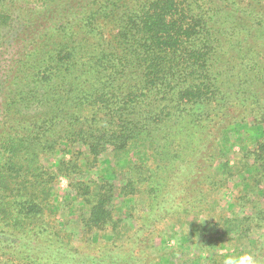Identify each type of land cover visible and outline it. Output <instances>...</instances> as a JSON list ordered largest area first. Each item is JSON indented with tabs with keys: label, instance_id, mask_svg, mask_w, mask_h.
<instances>
[{
	"label": "trees",
	"instance_id": "1",
	"mask_svg": "<svg viewBox=\"0 0 264 264\" xmlns=\"http://www.w3.org/2000/svg\"><path fill=\"white\" fill-rule=\"evenodd\" d=\"M246 6L245 0H0V264H80L58 241L26 242L50 236L39 215L53 172L41 159L76 143L94 160L108 147L125 158V204L146 193L159 204L166 197L170 213L192 203L184 190L182 202L169 204L180 178L188 177L194 198L202 196L197 184L216 154L224 157L242 142L240 125L254 144L241 148L252 160L242 181L264 199V16L254 22L241 14ZM130 153L141 161L132 165ZM112 191L108 180L97 185L85 227L111 221ZM251 214L221 220L218 236L248 238L264 222L263 207ZM6 226L13 237L2 232ZM253 255L264 264V250ZM133 261L126 256L125 264Z\"/></svg>",
	"mask_w": 264,
	"mask_h": 264
},
{
	"label": "rangeland",
	"instance_id": "2",
	"mask_svg": "<svg viewBox=\"0 0 264 264\" xmlns=\"http://www.w3.org/2000/svg\"><path fill=\"white\" fill-rule=\"evenodd\" d=\"M250 2L245 0L248 12L241 11V14L255 22L254 17L264 16V1ZM229 112L233 114V110L226 111ZM252 124L248 119L247 125ZM238 129L242 142L233 143L226 156L216 154L208 164L205 178L197 184V193H202L201 197L194 198L196 193L188 192V177L180 178L182 187L171 189L172 201L169 200V204L182 202L186 196L184 190L188 199L192 198V203L179 210L172 208L170 213L164 210L168 205L166 197L159 204L146 193H140L132 203L125 204L123 188L130 173L124 167L125 158H115L110 147L96 160L82 144H73L67 150L62 147L60 150H65L64 153L57 152L41 159L42 165L53 172V180L47 189L49 196L45 195L46 203L41 204L43 214L39 215L44 234L50 236L45 238V242L38 236L28 238L26 242L36 247L43 245L41 243L46 246L51 241H58L65 252L76 256H71V259L80 264H108L102 260L103 257H109L110 264H125L127 255L135 258L133 264H218L222 263L225 255L255 254L264 250V222L260 228L252 227L248 238L239 239L232 234L227 239L218 236L217 232L224 230L216 226L221 220L246 218L252 215V207L257 205L264 210V199L257 195L256 188L250 185L246 189L242 181L245 165H251L252 160L251 156L245 158L241 148L252 150L254 144L244 127L239 125ZM230 137L234 141L232 133ZM129 156L132 165L141 161L132 153ZM61 160L64 166L59 167L57 162ZM107 163L113 169L111 175L105 173ZM149 165L153 167L154 163L149 162ZM103 180L113 185L111 201L106 207L111 221L101 229H88L84 223L90 216L91 194ZM147 187L148 184L140 185V190ZM86 188L90 196L85 195ZM3 231L5 236L13 237L7 235V231L10 232L8 226Z\"/></svg>",
	"mask_w": 264,
	"mask_h": 264
},
{
	"label": "clouds",
	"instance_id": "3",
	"mask_svg": "<svg viewBox=\"0 0 264 264\" xmlns=\"http://www.w3.org/2000/svg\"><path fill=\"white\" fill-rule=\"evenodd\" d=\"M222 264H261L260 260L250 252L238 255H225Z\"/></svg>",
	"mask_w": 264,
	"mask_h": 264
}]
</instances>
